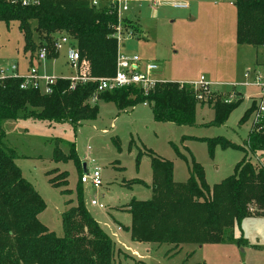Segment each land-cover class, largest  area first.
I'll use <instances>...</instances> for the list:
<instances>
[{
  "label": "rangeland",
  "instance_id": "obj_1",
  "mask_svg": "<svg viewBox=\"0 0 264 264\" xmlns=\"http://www.w3.org/2000/svg\"><path fill=\"white\" fill-rule=\"evenodd\" d=\"M101 1V0H89ZM116 1V0H115ZM128 9L120 8L122 26L129 20L142 30L132 35L123 27L120 52L127 57L137 56L143 63H157L159 82L193 83L203 77L209 84L205 99L196 107L194 125L159 123L154 120L149 105L137 104L120 110L115 103L97 102L95 120L84 121L77 127L69 123L54 124L26 120H6L2 124L5 144L16 151L17 166L46 202L39 220L57 236L64 235L61 214L69 209L66 200L77 203L81 187L85 206L91 216L112 238L115 244L114 264H264V215L246 218L242 232L235 229V238L242 235L244 243L171 246L134 242L131 237V216L125 210L131 200L148 201L153 197V172L148 153L173 165L176 184L189 179V166L195 160L204 169L210 188L234 174L242 161V150L216 146L211 152L208 144L199 139L224 137L247 147L251 117L241 122L259 90L244 85L247 71L264 75V46L238 45L237 16L233 0H122ZM173 4H186V9ZM123 5V4H122ZM33 23L32 25H34ZM33 41L38 44L36 32ZM24 38L18 22L0 21V78L17 74L24 77L34 66L42 76H70L65 48L59 57L38 63L37 52L24 49ZM56 52V51H55ZM16 66L18 71H12ZM85 73V70H81ZM231 95L234 108L226 121L213 124V106L217 100L225 103ZM75 145L78 162H55L56 150L68 156L70 144ZM142 155L137 158V155ZM185 159H184V157ZM258 160L264 163V153ZM253 161H257L253 157ZM84 164L101 171L102 185L81 184ZM57 177L68 173L65 196L49 183L48 172ZM139 180L147 184L134 183ZM96 200L102 208L92 206ZM121 228V230H120Z\"/></svg>",
  "mask_w": 264,
  "mask_h": 264
},
{
  "label": "trees",
  "instance_id": "obj_2",
  "mask_svg": "<svg viewBox=\"0 0 264 264\" xmlns=\"http://www.w3.org/2000/svg\"><path fill=\"white\" fill-rule=\"evenodd\" d=\"M233 5L237 44L264 46V0H233ZM0 21L18 22L26 51L34 53L48 47V59L57 58L54 45L61 36H68L81 54L87 77L106 78L116 73L119 17L115 1L101 0L94 6L89 0H35L24 6L20 1L0 0ZM124 24L125 29L132 28V35L144 34L129 20ZM34 32L38 44L32 39ZM22 82L19 77L0 78V264H114L115 244L88 212L81 187L75 206H71V199L65 201L70 208L61 214L62 237L41 223L39 215L45 211L46 202L24 178L16 164V151L6 146L2 130L6 120L31 119L50 126L69 123L73 127L95 120L99 108L89 100L97 85L86 82L71 89L69 80L59 78L52 92L43 94L36 89H21ZM98 100L115 103L120 110L147 104L156 122L176 125H194L200 104L197 92L178 82L157 83L148 95L136 87L108 91L99 94ZM233 108L232 103L217 100L212 123L226 121ZM253 110L252 102L241 122H247ZM195 139L206 142L211 152L221 146L242 150L244 157L231 177L210 188L203 167L195 160L189 166V179L179 185L173 179L172 163L149 152L153 197L148 201L133 199L125 207L131 216L134 242L167 245L176 250L184 245H242L244 238L241 235L236 239L235 229L242 232L246 218L264 215V163L258 160L264 153V119L249 131L246 148L224 137ZM70 148L68 156L56 150L54 161L65 157V162L77 163L75 145L70 144ZM47 175L52 187L71 196L67 172L61 177L55 171ZM134 183L149 187L139 180Z\"/></svg>",
  "mask_w": 264,
  "mask_h": 264
},
{
  "label": "built area",
  "instance_id": "obj_3",
  "mask_svg": "<svg viewBox=\"0 0 264 264\" xmlns=\"http://www.w3.org/2000/svg\"><path fill=\"white\" fill-rule=\"evenodd\" d=\"M20 1L24 6L35 2V0H16ZM100 2V1H99ZM98 1H93L92 5L97 6ZM118 4V17L119 22L116 27V38L118 40L119 50L121 35L123 30V22L120 17V8L123 10L128 9V2L117 0L115 1ZM154 4L157 1L154 0ZM123 4V5H122ZM174 8L186 9L188 6L186 4H173ZM65 48L67 56V64L73 70L72 75L67 77H49L42 76L38 73V70L32 66L29 69V74L24 77H19L17 74H14L13 77H19L23 79L21 89H36L40 90L43 94H50L52 92V86L55 85L56 81L59 78H63L70 81V88L74 89L77 84L93 82L97 85L96 92L90 98L89 102L94 105L98 100V95L104 92L113 91L117 89L136 87L139 88L145 95H148L151 90L154 89L157 83H160L155 79L160 68L157 63H143L139 57H127L121 54L118 50L117 61H116V73L114 76L106 78H89L83 73L82 70V57L75 44H72L71 39L68 36H61L54 45V50L59 52ZM49 49L48 47H41L38 52L36 59L38 63L48 59ZM13 72H17L18 68L16 66L12 67ZM5 77V76H3ZM244 85L256 87L259 90L257 98L253 100L254 110L251 114V129H254L264 119V75L262 76L259 73H252L247 71L244 74ZM197 92V100L202 102L205 99L206 94H208V86L203 77L196 82L188 84ZM235 98V95H231L229 101L225 103H231ZM147 105V104H144ZM82 184L91 183L94 188H100L102 185L101 181V171L98 167L91 169L90 171L84 173L81 177ZM92 206L103 207L102 204L93 200L91 202Z\"/></svg>",
  "mask_w": 264,
  "mask_h": 264
},
{
  "label": "crops",
  "instance_id": "obj_4",
  "mask_svg": "<svg viewBox=\"0 0 264 264\" xmlns=\"http://www.w3.org/2000/svg\"><path fill=\"white\" fill-rule=\"evenodd\" d=\"M112 1H115V0H112ZM117 1V0H116ZM59 55H60V53H59ZM59 55H58V57H59ZM58 77H67V76H58ZM178 83H183V82H178ZM186 84H188V83H186ZM88 171H90V170H88L87 168H86V171L84 172V173H86V172H88ZM83 173V174H84ZM120 230H121V228H120ZM184 246H187V245H184ZM190 246H196V245H190Z\"/></svg>",
  "mask_w": 264,
  "mask_h": 264
},
{
  "label": "water",
  "instance_id": "obj_5",
  "mask_svg": "<svg viewBox=\"0 0 264 264\" xmlns=\"http://www.w3.org/2000/svg\"><path fill=\"white\" fill-rule=\"evenodd\" d=\"M84 166V172L86 171V164L83 165Z\"/></svg>",
  "mask_w": 264,
  "mask_h": 264
}]
</instances>
